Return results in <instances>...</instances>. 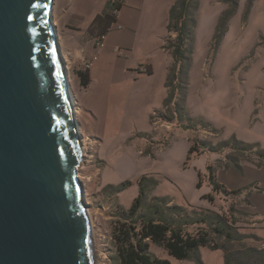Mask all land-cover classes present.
<instances>
[{
	"label": "rangeland",
	"instance_id": "1",
	"mask_svg": "<svg viewBox=\"0 0 264 264\" xmlns=\"http://www.w3.org/2000/svg\"><path fill=\"white\" fill-rule=\"evenodd\" d=\"M67 6L68 0H54L52 20L83 148L77 174L96 264H119L111 236L112 214L117 205L128 208L141 186L146 189L143 211L151 203L164 209L177 205L190 216L211 210L234 221L239 232L255 235L250 228L253 221L239 210V196L217 194L208 174L212 172L219 182V167H239L242 162L264 165V0H236L230 16L229 0H194L191 51L176 89V112L160 104L165 92L158 72L136 85L121 81L83 90L75 72L89 69L69 62L63 36ZM174 36L171 33V39ZM106 89L109 94L96 116L82 109L81 101L95 99ZM191 146L196 149L188 152ZM197 226L187 229L193 232ZM255 236L235 243V248L264 247V239ZM150 251L171 264L224 263L223 251L208 246L182 260L155 245Z\"/></svg>",
	"mask_w": 264,
	"mask_h": 264
},
{
	"label": "water",
	"instance_id": "2",
	"mask_svg": "<svg viewBox=\"0 0 264 264\" xmlns=\"http://www.w3.org/2000/svg\"><path fill=\"white\" fill-rule=\"evenodd\" d=\"M54 0H0V264H96Z\"/></svg>",
	"mask_w": 264,
	"mask_h": 264
},
{
	"label": "trees",
	"instance_id": "3",
	"mask_svg": "<svg viewBox=\"0 0 264 264\" xmlns=\"http://www.w3.org/2000/svg\"><path fill=\"white\" fill-rule=\"evenodd\" d=\"M193 2L194 0H176L168 11L167 35L163 48L171 55L173 63L168 68L165 79L167 94L162 105L172 112L179 111L176 89L181 87L179 80L184 75L183 62L187 61L191 51V26L194 23L191 5ZM229 3H231L230 16L235 11L236 0H229ZM120 8V4L107 1L102 11L89 26V31L95 33V39L109 31L112 24L116 22L115 11ZM171 33H175L173 39L170 37ZM75 73L79 85L85 88L89 81L88 72L77 70ZM146 73L150 74L151 70L147 69ZM180 99L184 104L183 95ZM233 146L243 149L235 144ZM193 149L196 148L191 146L188 152ZM233 167L238 168L236 164ZM208 179L211 188L217 193L240 191H227L210 171ZM144 189L143 186L140 187L139 195L128 208L117 205L112 214L114 221L111 236L119 264H171L168 259L154 255L150 251V245L165 249L169 255L178 260L190 258L200 246H208L223 251V264H264V247L241 246L235 248V243L241 244L245 238L255 239L256 236L239 232L234 221L225 215L211 210H202L199 215L190 216L184 208L177 205L164 209L153 203L147 205L143 211L145 200L142 201V194H144ZM207 197L212 199L210 195ZM169 215H174L175 218H169ZM189 225L198 226L192 232L187 229Z\"/></svg>",
	"mask_w": 264,
	"mask_h": 264
},
{
	"label": "crops",
	"instance_id": "4",
	"mask_svg": "<svg viewBox=\"0 0 264 264\" xmlns=\"http://www.w3.org/2000/svg\"><path fill=\"white\" fill-rule=\"evenodd\" d=\"M107 1L68 0L63 36H66L67 54L72 66H82L83 61L96 51L95 33L89 31V26ZM175 1L125 0L116 16V23L121 27H111L105 34L104 46L88 71L89 83L83 90L87 91L92 84L112 85L121 81L136 85L140 81H149L150 76L158 72L165 92L160 102L163 107L167 94L165 79L172 63V57L163 45L168 11ZM141 67L150 69L151 73L142 72ZM108 91L101 90L99 96L93 94L95 99L81 101L82 109L96 116ZM217 176L227 191L240 190L236 192L240 200L239 210L249 217L250 222L253 221L251 230L263 240L264 165L242 162L238 168L219 167Z\"/></svg>",
	"mask_w": 264,
	"mask_h": 264
},
{
	"label": "built area",
	"instance_id": "5",
	"mask_svg": "<svg viewBox=\"0 0 264 264\" xmlns=\"http://www.w3.org/2000/svg\"><path fill=\"white\" fill-rule=\"evenodd\" d=\"M111 2L120 4L122 6V4L125 2V0H110ZM119 11V10H118ZM118 11H115V14L117 16ZM111 27L114 28H120L121 26L118 23H113ZM106 34V33H105ZM105 34L101 35L100 37L95 39V48L96 51L90 56L89 59H86L83 61V68L86 69H90L93 65V62L95 61V59L97 58V54L99 52V50L104 46V40H105ZM142 72H146V68L141 67L140 69Z\"/></svg>",
	"mask_w": 264,
	"mask_h": 264
},
{
	"label": "bare ground",
	"instance_id": "6",
	"mask_svg": "<svg viewBox=\"0 0 264 264\" xmlns=\"http://www.w3.org/2000/svg\"><path fill=\"white\" fill-rule=\"evenodd\" d=\"M74 112H75V110H74Z\"/></svg>",
	"mask_w": 264,
	"mask_h": 264
}]
</instances>
